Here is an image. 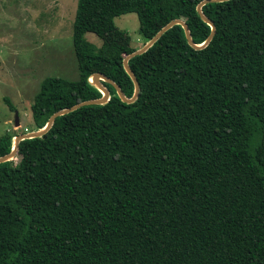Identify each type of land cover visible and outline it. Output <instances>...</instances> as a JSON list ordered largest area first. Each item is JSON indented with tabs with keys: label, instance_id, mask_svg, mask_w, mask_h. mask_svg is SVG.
Masks as SVG:
<instances>
[{
	"label": "trees",
	"instance_id": "16d2710c",
	"mask_svg": "<svg viewBox=\"0 0 264 264\" xmlns=\"http://www.w3.org/2000/svg\"><path fill=\"white\" fill-rule=\"evenodd\" d=\"M201 1L79 0V77L42 81L30 130L102 97L97 72L132 97L123 61L138 48L117 16L138 14L144 44L174 19L202 44L212 27ZM203 12L216 26L207 47L175 25L130 59L134 103L104 82L107 104L59 116L0 164V264H264V0ZM16 135L0 137V157Z\"/></svg>",
	"mask_w": 264,
	"mask_h": 264
},
{
	"label": "rangeland",
	"instance_id": "374dc122",
	"mask_svg": "<svg viewBox=\"0 0 264 264\" xmlns=\"http://www.w3.org/2000/svg\"><path fill=\"white\" fill-rule=\"evenodd\" d=\"M78 1L0 0V137L36 131L30 130L31 106L47 76L79 77L73 43ZM115 23L134 48L143 46L137 13L117 16ZM86 39L98 46L104 42L93 33H87Z\"/></svg>",
	"mask_w": 264,
	"mask_h": 264
},
{
	"label": "water",
	"instance_id": "95a60500",
	"mask_svg": "<svg viewBox=\"0 0 264 264\" xmlns=\"http://www.w3.org/2000/svg\"><path fill=\"white\" fill-rule=\"evenodd\" d=\"M223 1H228V0H203L197 6V11H198L199 15L203 18L204 21H206L212 27V31L204 43L196 44L194 42V40L192 38L191 30H190L188 24L185 22V20L174 19L171 22H169L166 26H164L152 39H150L148 42H146L142 47L138 48L137 50L133 51L132 53L128 54L125 57V59L123 61L124 68L126 69L127 73L132 78L134 85H135V89H134V93H133L132 97L126 96V94L124 93L121 86L117 82H115L113 79H111L110 77L104 75L103 73H99V72L94 73L91 76L90 81L95 87H97L102 92V97L97 98V99L85 100V101H82V102H80V103H78V104H76L70 108H65V109L59 110L50 117L46 126L43 127L42 129H38L36 131H28L26 133H21V134L16 135V137L14 138L12 151L10 153L0 157V164L7 162V161H11V160L15 159V157H17L20 142L22 140L29 139V138L42 137L44 134H46L52 128L55 120L59 116H62V115H65L67 113H70L72 111H75V110H77L83 106L107 104L111 100V92H110L109 88L104 84V82L107 84H110L114 87V89L116 90L117 94L119 95V97L121 98V100L123 102L128 103V104L134 103L140 95V83H139L137 76L135 75L134 71L132 70V68L129 64L130 59L132 57H135V56H138V55L145 53L150 47H152L159 40V38L162 37V35L165 32H167L169 29H171L175 25H181L184 28L188 43L193 48L203 49V48L207 47L210 44V42L213 40V38L216 34V26H215L214 22L204 14L203 6H205L208 3L223 2ZM15 125H16V128H18V126L20 125L18 117L16 118Z\"/></svg>",
	"mask_w": 264,
	"mask_h": 264
},
{
	"label": "clouds",
	"instance_id": "9594fccd",
	"mask_svg": "<svg viewBox=\"0 0 264 264\" xmlns=\"http://www.w3.org/2000/svg\"><path fill=\"white\" fill-rule=\"evenodd\" d=\"M144 45V44H143ZM16 137V136H15Z\"/></svg>",
	"mask_w": 264,
	"mask_h": 264
}]
</instances>
